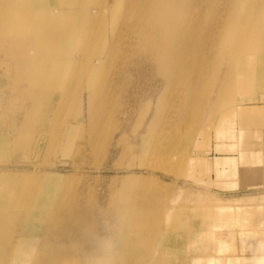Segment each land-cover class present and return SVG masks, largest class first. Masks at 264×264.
<instances>
[{"label":"rangeland","instance_id":"rangeland-1","mask_svg":"<svg viewBox=\"0 0 264 264\" xmlns=\"http://www.w3.org/2000/svg\"><path fill=\"white\" fill-rule=\"evenodd\" d=\"M214 3L218 8L219 0ZM105 27L110 28L108 24ZM223 36L233 41L234 46L241 37L238 30ZM112 53L114 59L117 50ZM251 54L252 58L245 54L241 64H236L238 69L233 70H238L239 76L234 75L232 88L224 89L233 95L217 94L222 67L211 86L215 95L200 105L199 117L194 119L189 115L190 119L183 126L179 122V128L155 134L158 140L154 135L146 136L145 150L140 135L146 125L158 121L160 129L165 125L166 130L167 122L181 121L177 114L181 101L172 100L165 93L163 99H157L158 94L164 92L161 82L151 77L142 84L135 79L131 68L120 80L127 84L128 76L132 77L128 86L130 95H118L113 100L117 106L114 119L120 120V129L110 132L109 140L106 138L102 143L104 139L98 138L95 129L85 127L96 111L99 112L97 96L103 77L109 83L123 71V64L116 62L118 58L104 69L98 66L91 82L86 80L94 92L89 106L82 97L85 98L86 93L80 89L81 81L71 89L70 98L58 97L56 101V96H52L51 108L47 106L48 100L45 103L30 94L11 101L8 93L13 91L20 95L21 90L12 85L7 89L0 87V136L7 138L10 148L6 153L0 152V174L30 175L18 186L32 192L40 190L41 175L55 177L47 180L52 186L49 199L53 207L43 210L44 213L56 210L59 204L65 209L59 214L57 231L47 222L39 223L42 228L35 224L24 230L33 221L23 214L5 222L0 228V250L4 257L0 264H30L32 257L10 255L7 251L31 252L48 243L57 248L59 256L50 257L49 264H53L54 259L55 264H89L93 259L87 257L90 254L78 255L77 251L91 250L94 246L91 244L97 241H104L115 252L119 248L134 249L140 256L141 250L150 249L152 257H164L166 264H196L198 260L203 264H264V65L244 64L245 60L256 59L255 54ZM136 84L144 88L145 94L140 103L132 104L134 94L131 92H136ZM107 98L111 100L112 92ZM76 99H80V103ZM69 113H83L85 124L70 123L66 117ZM22 116L25 124L16 135L12 121L18 123ZM54 121L64 122L72 131L67 129L62 133L65 125L60 134L51 133L49 126ZM187 130L194 132L191 144L184 140ZM54 135L55 139L49 138ZM14 137L18 139L14 141ZM81 138H89L93 148L82 144ZM162 154H165L164 162L160 161ZM156 166L160 168L155 170ZM129 177L145 180L147 198L136 196L131 202L134 203L132 211L147 222L145 226L142 222L131 224L124 240L123 236H118L121 230L111 212L112 186ZM138 184L143 182L138 181ZM246 196L253 198L242 199ZM142 205L145 207L141 208ZM40 210L41 213L42 208ZM161 211L163 218L159 224L156 217ZM53 231L56 235L43 244V233ZM22 232L25 236L18 241ZM241 257L244 258L240 260ZM116 261L118 258L112 257L100 260L99 264H116Z\"/></svg>","mask_w":264,"mask_h":264},{"label":"bare ground","instance_id":"bare-ground-1","mask_svg":"<svg viewBox=\"0 0 264 264\" xmlns=\"http://www.w3.org/2000/svg\"><path fill=\"white\" fill-rule=\"evenodd\" d=\"M214 1L0 0V87L7 89L12 85V88L21 90L20 95L13 91L8 93L11 101L17 96L23 98L25 94L26 96L30 94L40 97L45 103L48 100L47 106L51 108V99L54 98L52 96H56V101L58 97L70 98L71 89L78 86V81H81L80 89L86 93L85 98L82 97L86 106H89L94 92L92 85L86 80L91 82L93 71L98 66L104 69L112 60L118 58L116 62L123 64L121 69L123 71L117 73L114 80L109 83L103 77L104 81L100 83L97 96L99 112L96 111L94 118L85 127L89 126L92 131L95 129L98 138L104 139L102 143L110 138V132L114 133L118 130L121 125L120 120L118 123L116 118L114 119V108L117 106L113 100L118 95H130L128 86L132 82V77L128 76L130 82L127 84L120 80L131 68L135 79L142 84L151 77L161 82L164 92L159 93L157 99H163L166 94L172 100L181 101L177 107L181 121L167 122L166 130L163 129L165 125L160 129L158 121L146 125L140 135L142 149L145 150L148 145L146 136L154 135L158 140L155 134L179 128V122L183 126L190 116L194 119L199 117L200 105L215 95L211 91V86L217 81L222 67L224 71L219 80L218 85L221 87L217 94L226 97L233 95L224 89L232 88L234 75L239 76L238 70H233L237 67V63L241 64L246 56L250 57L253 53L256 59L245 60L244 64L264 65V0H219L218 8ZM106 24L110 26L109 29L105 27ZM233 30H238L241 36L236 39L235 46L232 45L233 41L224 39L223 36L226 37L227 33ZM114 50H117V55L113 59L111 52ZM107 86L108 93L112 92L111 100L107 98ZM136 86V92H131L134 94L132 102L130 98L132 104L140 103L145 94L140 84ZM228 98L230 99V96ZM76 100L80 103V99ZM16 115L19 116V113ZM82 115L83 113H69L66 117L70 123L73 121L77 125H84L85 119ZM22 119L23 116L18 123L12 121V125L9 120L10 125L16 128V135L25 124ZM51 124L49 129L53 134H60L59 131L66 125L62 121H54ZM59 125H62L61 129L58 128ZM67 129L72 131L67 126L62 133ZM185 133V142L191 144L194 132L187 130ZM49 138L55 139L56 136ZM6 139L0 136V152L8 151ZM17 139L14 137L13 140ZM119 140L121 141V138ZM80 141L93 148V142L89 138H81ZM48 147L50 152V145ZM164 157L165 154H162L161 162L166 160ZM159 168L160 166H156L155 170ZM30 177L25 173L0 174V228L15 215L23 214L33 221L30 226L27 224L24 230L35 224L47 222L52 230L57 231L56 226L60 224L59 214L65 212L63 205L59 204L56 210H49L46 213L43 210L53 207L49 199L52 186L47 180L51 181L49 179L55 177L41 175L40 190L35 192L25 190L22 185L18 186ZM143 180L129 177L115 182L112 186L114 200L111 203V212L115 216V224L121 230L118 236H123L124 240L131 224L142 222V226H145L147 222L132 211L134 203L131 202L132 197L147 198L146 183ZM138 181L143 184L139 185ZM144 207L145 205L141 206ZM40 208H42L41 213ZM35 212L40 215H36ZM42 218L47 219L42 221ZM158 218L160 224L163 218L162 211L157 215L156 220ZM148 222L151 223L150 220ZM55 235L54 231L44 232L43 244L50 242V236ZM24 236L22 232L17 238L18 241ZM104 243V241L94 242L91 244L94 245L91 246V250L84 249L81 253L80 249L77 253L90 254L87 257L93 259L89 264H99L100 260H109L112 257H117L118 261L120 257V263L116 261V264H166L164 257H152L150 249L141 250L143 254L140 256L141 253H135L134 249L119 248L115 252V249L112 250ZM7 253L32 257L30 264H49L50 257H59L57 248L51 246V243L46 247L41 246V249L37 247L31 252L22 249ZM61 256L64 257L62 254ZM2 259L4 257L0 250V260ZM54 260L53 264L56 263V259ZM196 264L203 263L198 260Z\"/></svg>","mask_w":264,"mask_h":264},{"label":"crops","instance_id":"crops-1","mask_svg":"<svg viewBox=\"0 0 264 264\" xmlns=\"http://www.w3.org/2000/svg\"><path fill=\"white\" fill-rule=\"evenodd\" d=\"M256 180H257V178H256ZM251 185H253V183H249V186H251ZM246 187H247V185H246ZM253 197H250V196H246V197H244V198H242V199H247V200H249V199H252ZM242 258H244V257H241L240 258V260L242 259ZM257 258H259V257H257ZM260 263V262H259ZM261 264V263H260Z\"/></svg>","mask_w":264,"mask_h":264}]
</instances>
